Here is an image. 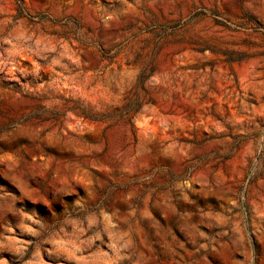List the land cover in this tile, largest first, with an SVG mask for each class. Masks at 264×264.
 Listing matches in <instances>:
<instances>
[{
	"label": "rangeland",
	"instance_id": "rangeland-1",
	"mask_svg": "<svg viewBox=\"0 0 264 264\" xmlns=\"http://www.w3.org/2000/svg\"><path fill=\"white\" fill-rule=\"evenodd\" d=\"M0 264H264V0H0Z\"/></svg>",
	"mask_w": 264,
	"mask_h": 264
}]
</instances>
